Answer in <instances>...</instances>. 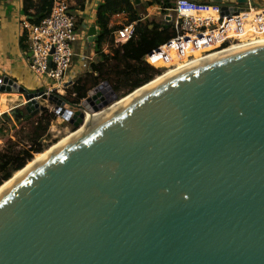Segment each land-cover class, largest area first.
Listing matches in <instances>:
<instances>
[{
    "label": "water",
    "instance_id": "95a60500",
    "mask_svg": "<svg viewBox=\"0 0 264 264\" xmlns=\"http://www.w3.org/2000/svg\"><path fill=\"white\" fill-rule=\"evenodd\" d=\"M192 1L226 20L264 13ZM0 92L23 95L11 116L47 111L41 98L77 129L0 189V264H264V42L182 65L87 123L121 98L106 81L79 103L9 76Z\"/></svg>",
    "mask_w": 264,
    "mask_h": 264
},
{
    "label": "built area",
    "instance_id": "2783aa9c",
    "mask_svg": "<svg viewBox=\"0 0 264 264\" xmlns=\"http://www.w3.org/2000/svg\"><path fill=\"white\" fill-rule=\"evenodd\" d=\"M70 5L67 0H53L49 15L38 23L25 18L20 23L28 43L29 70L50 81L51 85L42 89L47 95H64L68 87L66 74L72 64L74 44L80 32ZM168 10L173 12L175 37L145 56L147 62L156 67L185 63L193 57L224 49L223 45L249 43L264 36L263 12H253L245 17L239 14L226 20L221 16L219 4L192 0H172V8ZM113 35L116 44L125 43L134 35V24L124 25ZM3 83L4 77L0 76V85ZM37 100L49 104L41 98ZM4 114L9 115L8 110L0 105V119Z\"/></svg>",
    "mask_w": 264,
    "mask_h": 264
},
{
    "label": "trees",
    "instance_id": "16d2710c",
    "mask_svg": "<svg viewBox=\"0 0 264 264\" xmlns=\"http://www.w3.org/2000/svg\"><path fill=\"white\" fill-rule=\"evenodd\" d=\"M73 1L69 9L75 15L77 29L80 31L84 20L82 12L85 10L87 0ZM52 3L53 0H20V10L25 19L31 23H38L49 15ZM152 5L159 6L160 13L167 15L168 9L172 8V1H149L144 5L143 11H146V6ZM143 11L134 0H100L97 3L94 23L98 33L92 42L87 41L94 50L95 60L90 61L87 70L72 82L71 88L67 91L69 98L64 97L67 101L79 103L90 89L104 81L109 83L119 97H123L163 72L164 68L150 65L145 56L175 37L174 25L172 21L142 19ZM117 14H123L125 21L122 24L111 23L112 17ZM131 23L134 24V35L125 43L116 44L114 31ZM25 40L26 36L22 32L20 36L22 49L27 48ZM104 44L108 46L107 51L102 49ZM225 47L226 45L222 46ZM121 91L122 94H119ZM3 118L4 120H0V138L7 132L6 121L9 120L7 114H4ZM36 151L42 152L44 148H38ZM32 157L30 153L21 154L13 170L6 171L0 176V186L11 178L14 172L22 169Z\"/></svg>",
    "mask_w": 264,
    "mask_h": 264
},
{
    "label": "rangeland",
    "instance_id": "374dc122",
    "mask_svg": "<svg viewBox=\"0 0 264 264\" xmlns=\"http://www.w3.org/2000/svg\"><path fill=\"white\" fill-rule=\"evenodd\" d=\"M67 1H71V0H67ZM84 12H82V14H84L83 16H85L86 18L90 16L89 11L85 13ZM168 12L169 14L173 15L172 11L169 10ZM159 16L162 18L161 14ZM116 21H119V19H115V22ZM261 37L264 36H260L256 39H259ZM236 44L237 43H233L231 45H236ZM27 47H28V43H27ZM102 49L107 51L108 50L107 44H104L102 46ZM74 52L77 53V55H74L77 56L76 58L77 60H75L76 62L74 63L73 68H77V66H80V69L78 71V75H79L82 74L85 70H87L90 61L95 60V53L94 50L90 48V46L86 42V38L85 37L82 38L80 37V35L74 44ZM178 64L179 63H175L173 65H169L166 68L164 67V70L162 71L165 72L166 70L173 69ZM3 67L6 68L7 64L0 61V71H2V73L4 72V69H2ZM34 81H35L34 88L27 89L28 91H35L38 89L41 90L51 85L50 81L46 78L36 77ZM71 84H68V87H66L65 91L63 92L64 94L63 96L65 98H69L67 96V91L71 88L70 87ZM122 92L123 91H121L119 94H122ZM0 93H2V96L8 99L15 97L17 95L23 98L22 94L16 92L13 93L0 92ZM48 103L49 106L47 111L38 112L32 116L17 118L15 116L8 115L9 120L6 121L7 132L5 133L4 136H2V138H0V176L6 171L13 170V166L15 162L19 159V156L21 154H27V153L32 154L33 157L30 159L32 160L37 153H40L36 151L38 150V148L42 147L45 150L54 143L58 142V140H60L61 138L72 133V131L74 130V128L68 121L63 119L58 114H56V111H54L53 109L52 103L51 102ZM9 104L10 103L8 102H4V100H2L0 96L1 107H3L4 105L5 107H7ZM20 108H23L21 107V104H20ZM0 120H4V118L2 117V119Z\"/></svg>",
    "mask_w": 264,
    "mask_h": 264
},
{
    "label": "crops",
    "instance_id": "0c3cea01",
    "mask_svg": "<svg viewBox=\"0 0 264 264\" xmlns=\"http://www.w3.org/2000/svg\"><path fill=\"white\" fill-rule=\"evenodd\" d=\"M100 0H87L86 6H85V12H90L89 17L83 16L84 20L81 24L79 35L82 38H86L87 40V32L91 26H95L94 20H95V7L97 3ZM139 9L143 11L144 5L147 4L149 1L152 0H134ZM71 4H73V0L68 1ZM20 0H0V22H1V37H0V61L7 64L6 68L4 69V72L0 71V76H9L14 81L19 83L21 86L25 87L26 89L34 88V79L37 76L33 72L29 70L28 63H29V52L28 47L25 49L21 48L20 45V36L22 33L21 29V20L25 17L22 15L20 10ZM84 12V13H85ZM92 12V13H91ZM142 19H155L156 21H172L173 15L171 14H161L160 13V7L159 6H146V11H143ZM161 14L162 18L159 16ZM172 16L171 18H168V16ZM115 19H119V21L115 22ZM123 20L125 21V18L123 14H117L114 15L111 19L112 24H122ZM96 28V34L98 33L97 27ZM25 44L26 40L24 41ZM78 52V51H77ZM83 54V53H82ZM77 55V53H75ZM77 56L73 57L72 64L66 74V79L68 82H73L79 75L78 71L80 69V66H77V68H73L75 60ZM80 65V64H79ZM79 67V68H78ZM83 71V70H81ZM37 81V80H36ZM13 93V92H12ZM2 100L4 102L10 103L7 107H5V104L2 108L6 110H10L13 107L19 106L24 102V99L17 95L12 98H5L2 96V93H0Z\"/></svg>",
    "mask_w": 264,
    "mask_h": 264
},
{
    "label": "bare ground",
    "instance_id": "6f19581e",
    "mask_svg": "<svg viewBox=\"0 0 264 264\" xmlns=\"http://www.w3.org/2000/svg\"><path fill=\"white\" fill-rule=\"evenodd\" d=\"M264 42V37H261L259 39H255L254 41H251L249 43H244V44H236V45H231V46H228L224 49H219V50H216V51H213V52H209V53H206L205 55H201L199 57H196V58H193L185 63H179L178 65H176L173 69H169V70H166L164 73L160 74L159 76L155 77L153 80L149 81L148 83H146L145 85L135 89L134 91H132L131 93L123 96L120 98V100H118L117 102L113 103L110 107L106 108L105 110L101 111V112H98V113H86L85 115V123H87V120H88V117L90 118H101L103 115H109L111 114V108L113 107H117V106H123V100L126 99V98H129V97H132L134 96L142 87H145V86H149V85H153L157 82H159L160 80H162L166 75L170 74V73H173V72H179L180 71V66L182 65H190V64H194V63H197V62H200L201 60L215 54V53H218V52H222V51H226V50H230V49H234V48H238V47H241L245 44H259V43H262ZM83 126L79 127V128H83ZM77 134V129L75 131H72V133L68 134L67 136L61 138L60 140H58V142L54 143L53 145H51L49 148L45 149L44 151L40 152V153H37L34 158L32 160H30L29 162H27V164L24 166L26 167L28 164L40 159L49 149L59 145L63 140H65L66 138L72 136V135H76ZM23 167V168H24ZM23 168L14 172L13 175L11 177H15V176H18V175H21L23 174ZM5 182L0 186V189L4 186Z\"/></svg>",
    "mask_w": 264,
    "mask_h": 264
},
{
    "label": "flooded vegetation",
    "instance_id": "af4514ba",
    "mask_svg": "<svg viewBox=\"0 0 264 264\" xmlns=\"http://www.w3.org/2000/svg\"><path fill=\"white\" fill-rule=\"evenodd\" d=\"M68 122H69V120H68Z\"/></svg>",
    "mask_w": 264,
    "mask_h": 264
}]
</instances>
